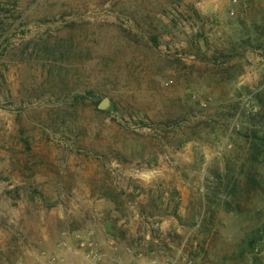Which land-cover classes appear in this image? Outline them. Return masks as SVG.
I'll return each mask as SVG.
<instances>
[{"label": "rangeland", "instance_id": "rangeland-1", "mask_svg": "<svg viewBox=\"0 0 264 264\" xmlns=\"http://www.w3.org/2000/svg\"><path fill=\"white\" fill-rule=\"evenodd\" d=\"M0 264H264V0H0Z\"/></svg>", "mask_w": 264, "mask_h": 264}, {"label": "water", "instance_id": "water-1", "mask_svg": "<svg viewBox=\"0 0 264 264\" xmlns=\"http://www.w3.org/2000/svg\"><path fill=\"white\" fill-rule=\"evenodd\" d=\"M110 99L109 98H105L102 103L99 105V108L102 110L107 109V107L110 105Z\"/></svg>", "mask_w": 264, "mask_h": 264}]
</instances>
